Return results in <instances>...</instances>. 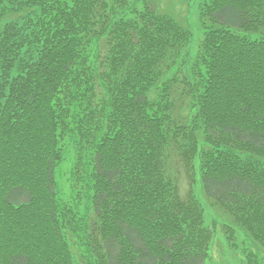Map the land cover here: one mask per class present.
I'll use <instances>...</instances> for the list:
<instances>
[{
    "label": "trees",
    "instance_id": "1",
    "mask_svg": "<svg viewBox=\"0 0 264 264\" xmlns=\"http://www.w3.org/2000/svg\"><path fill=\"white\" fill-rule=\"evenodd\" d=\"M184 1L179 62L159 0H0V264H204L208 207L264 250V0Z\"/></svg>",
    "mask_w": 264,
    "mask_h": 264
},
{
    "label": "rangeland",
    "instance_id": "2",
    "mask_svg": "<svg viewBox=\"0 0 264 264\" xmlns=\"http://www.w3.org/2000/svg\"><path fill=\"white\" fill-rule=\"evenodd\" d=\"M159 4L162 8L161 9L158 7V10L160 12H164L173 16L177 21L183 24L185 23L191 29V44L183 50L182 54L185 53L186 50L187 52H190V57H192L199 45L202 33L199 28L200 26L198 22V9L196 1H192V3L189 4L184 0H159ZM179 16H183L185 17V19L181 20L180 18H178ZM178 61L183 62V58L179 57ZM176 69L174 68L171 71H174ZM180 72L181 70L179 71V73ZM72 160L73 156L70 152H68L65 156L64 161L60 164V167L56 172L57 183L59 186L58 192L64 202H67L68 200V173L70 171ZM171 168V172L177 176L180 193L184 196V194L190 189L189 178L181 172V169L179 170L177 165L174 164L171 166ZM193 191H195L194 187ZM206 204L207 206L205 207H208L207 202ZM78 208H80L81 210L83 209L81 203L79 204ZM207 209L208 210H206V218L204 213V220L205 223L214 230V232L212 243L208 251V259L204 264H264V250L250 238L246 237L241 229H238L237 233L235 234L237 241L235 242L234 246H230L229 243L224 239V234L221 229V221L216 219L214 215V213H220L212 207H208ZM220 218H223V215ZM212 222L217 225H214ZM71 249L72 251L76 252L78 247L73 246Z\"/></svg>",
    "mask_w": 264,
    "mask_h": 264
}]
</instances>
